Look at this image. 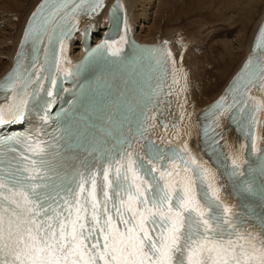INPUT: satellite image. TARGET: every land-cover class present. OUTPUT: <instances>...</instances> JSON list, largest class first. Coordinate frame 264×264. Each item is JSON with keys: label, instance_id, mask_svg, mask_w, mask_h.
<instances>
[{"label": "snow or ice", "instance_id": "1", "mask_svg": "<svg viewBox=\"0 0 264 264\" xmlns=\"http://www.w3.org/2000/svg\"><path fill=\"white\" fill-rule=\"evenodd\" d=\"M104 4L43 0L37 7L16 66L0 81L8 101L0 104V128L23 123L42 92L53 95L58 76L68 72L66 41L76 28L70 21L99 14ZM120 52L105 43L89 53L86 62L118 59H105L107 75L83 90L82 111L54 142L0 136V264H264V212L243 203L236 212L225 203L221 174L187 142L151 138L158 124L168 133L158 118L173 95L180 111L172 135L179 141L186 132L183 67L165 47L137 48L131 58ZM254 88L264 93V26L226 96L207 110L203 135L213 153L226 114L250 141L243 147L256 150L264 97L250 95ZM242 163L234 155L224 175L242 201L264 204V150L247 169Z\"/></svg>", "mask_w": 264, "mask_h": 264}, {"label": "bare ground", "instance_id": "2", "mask_svg": "<svg viewBox=\"0 0 264 264\" xmlns=\"http://www.w3.org/2000/svg\"><path fill=\"white\" fill-rule=\"evenodd\" d=\"M126 1L129 10L134 11L138 0ZM36 2L37 0H0V14L11 26L6 34L0 35V74L9 64L11 51L22 31L26 16ZM177 3H182L180 7L184 10H194L201 17L200 26L197 25L198 36L186 35L178 28L164 24L170 7ZM158 4L153 23L147 26L148 33L142 37L138 33L137 37L141 41L167 40L178 64L187 68L191 100L195 104H205L219 95L233 71L243 61L264 15V0H162ZM17 14H20L18 18L15 17ZM131 14L136 23L139 16L134 12ZM163 21L164 26L161 27ZM94 24L96 29L102 24V19H96ZM132 25L135 28L133 22ZM220 33L233 37V46H236H232V41L216 39L214 34ZM206 51L207 55H203ZM208 65H212L211 69H207Z\"/></svg>", "mask_w": 264, "mask_h": 264}, {"label": "rangeland", "instance_id": "3", "mask_svg": "<svg viewBox=\"0 0 264 264\" xmlns=\"http://www.w3.org/2000/svg\"><path fill=\"white\" fill-rule=\"evenodd\" d=\"M160 2H162V0H138L137 1V7L133 9L134 11H130V12H134L137 16H139V17H137V20L135 23L134 18L131 14L132 20H133L132 22L135 25V30L137 32L136 35H138V33H139V37L140 36L142 37V35H145L148 33L149 29L147 26H149L150 24L153 23V19L155 17V12L157 10V6L159 5L158 3H160ZM180 5H182V3H180V4L177 3L176 5H173L170 7L168 13L166 14V16L164 18L166 23H164V21H163L161 27H163L164 24H166L168 27L178 28L181 31V33H185L186 35L191 34L194 36H198L199 34L197 32V25L200 26L201 17L194 10L193 11L184 10L182 7H180ZM180 10H182V11H180ZM178 13H179V15H178ZM183 13H185V15ZM19 16H20V14H17L15 17L18 18ZM1 17L2 16L0 14V35H3V34H6V32H8V29H10L11 26H10V24H8V22H6L5 17H2V18ZM175 17H179V18H175ZM190 17H191V19H190ZM183 18H185L186 20L189 19V21L188 20L186 21ZM192 19H194V20H192ZM161 33H162V31H161ZM201 35H203V33L200 34V36ZM214 35H215L216 39H218V40H222L225 42L226 41H232V46H233V40H234L233 37L226 36L224 33H220L217 35L214 34ZM235 46L236 45H234L233 47H235ZM206 53H207V51L203 55H207ZM211 67H212V65H208L207 69H211Z\"/></svg>", "mask_w": 264, "mask_h": 264}]
</instances>
